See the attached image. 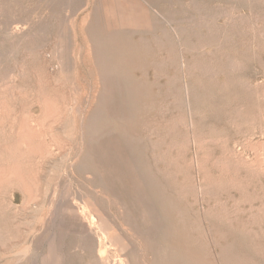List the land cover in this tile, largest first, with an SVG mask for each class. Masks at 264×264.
<instances>
[{
    "label": "rangeland",
    "instance_id": "1",
    "mask_svg": "<svg viewBox=\"0 0 264 264\" xmlns=\"http://www.w3.org/2000/svg\"><path fill=\"white\" fill-rule=\"evenodd\" d=\"M123 1L139 27L109 0H0V251L43 255L84 199L118 228L136 179L163 228L132 264H264V0ZM80 238H58L71 264Z\"/></svg>",
    "mask_w": 264,
    "mask_h": 264
},
{
    "label": "bare ground",
    "instance_id": "2",
    "mask_svg": "<svg viewBox=\"0 0 264 264\" xmlns=\"http://www.w3.org/2000/svg\"><path fill=\"white\" fill-rule=\"evenodd\" d=\"M123 3V0H109V8L106 9V12L111 16H116L122 26H128L135 23L137 12L133 7L127 8L128 10L122 7L118 8L119 11L115 9V4L123 5ZM132 5L134 6L135 4L132 3ZM86 17L87 15L84 17V20H86ZM137 22L135 23V27L138 24ZM102 153H104V151ZM122 191L125 198L123 199L125 201L124 204L131 212L132 217L130 219H127L126 217L122 219L118 228L108 223L102 215L99 206L93 203L94 201L91 202L88 199H84L83 201L81 200V211H79V209H74L69 205L65 206L69 212V220L66 222L63 220L65 211L62 209L60 212L59 207L58 210L54 209L55 211L52 212L50 218L47 219V223L48 225L50 223V226H55L56 230L45 233L44 238H41V235L39 234H33V237L30 239V243L38 245L46 240V253L43 255L40 254L41 256H34L31 252H25L19 257L17 253L14 254L13 250L16 248L12 246L14 248L13 250L11 247V250L9 251H0V263L1 261H3V263L4 261L7 262V259L10 257V262L13 264H71L73 260L72 251L62 250L59 252L56 249V246L58 245V238L60 240L62 233L69 230H76L80 233V241L74 248L73 252L74 254H80L84 258L85 263L83 264H132L129 258V253L133 252V244L132 242L130 243V238L134 239L135 242L137 241L136 243L140 246L141 242L140 244L138 242L144 237L147 238L146 241H148L147 249L149 256L147 254L146 255L150 257L152 263H154L157 259V246L155 247L156 239L159 233L158 230L162 223L159 222V219L162 217L159 218L155 202L150 198L148 193H144L143 184L140 180L135 179L133 183L124 185ZM142 192L144 196L141 195ZM27 242L28 241H25L24 243ZM17 257L18 260L16 259Z\"/></svg>",
    "mask_w": 264,
    "mask_h": 264
}]
</instances>
